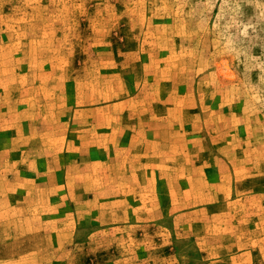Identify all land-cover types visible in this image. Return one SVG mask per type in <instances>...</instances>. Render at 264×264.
<instances>
[{
  "label": "rangeland",
  "instance_id": "obj_1",
  "mask_svg": "<svg viewBox=\"0 0 264 264\" xmlns=\"http://www.w3.org/2000/svg\"><path fill=\"white\" fill-rule=\"evenodd\" d=\"M0 264H264V0H0Z\"/></svg>",
  "mask_w": 264,
  "mask_h": 264
}]
</instances>
